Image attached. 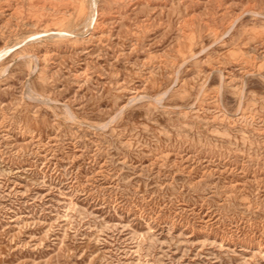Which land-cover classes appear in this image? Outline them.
Instances as JSON below:
<instances>
[{
	"label": "rangeland",
	"instance_id": "rangeland-1",
	"mask_svg": "<svg viewBox=\"0 0 264 264\" xmlns=\"http://www.w3.org/2000/svg\"><path fill=\"white\" fill-rule=\"evenodd\" d=\"M93 1L0 0V264H264V0Z\"/></svg>",
	"mask_w": 264,
	"mask_h": 264
},
{
	"label": "bare ground",
	"instance_id": "bare-ground-1",
	"mask_svg": "<svg viewBox=\"0 0 264 264\" xmlns=\"http://www.w3.org/2000/svg\"><path fill=\"white\" fill-rule=\"evenodd\" d=\"M96 1L97 0H94L93 1V3H94V6H93V9H91L92 10V12H91V15H90V17H89V22H88V25L90 26V25H92V23L95 21V4H96ZM93 3H92V5H93ZM91 4V3H90ZM84 6V5H83ZM42 8V7H41ZM53 8V7H52ZM89 8V7H88ZM91 10H89L88 9V11L90 12ZM57 11V10H56ZM248 11V10H247ZM62 12H63V10H62ZM249 12V11H248ZM253 12H255V10H253ZM258 12V11H257ZM259 13V12H258ZM70 14V13H69ZM73 14V13H72ZM96 14H97V12H96ZM262 15H263V13H261ZM260 15V14H259ZM257 16V15H256ZM264 16V15H263ZM87 19V18H86ZM52 20V19H51ZM61 20V19H60ZM262 20V19H261ZM63 21V20H62ZM82 21V20H81ZM85 21V20H84ZM87 21V20H86ZM31 22V21H30ZM65 22V21H64ZM80 26V25H79ZM79 26H77V27H79ZM237 26V25H236ZM65 27V26H64ZM81 27V26H80ZM85 27V26H84ZM86 28V27H85ZM91 28V27H90ZM231 28V27H230ZM230 28H229V30H230ZM44 29H46V28H44ZM44 29H42V30H44ZM82 29V28H81ZM81 29H79V30H81ZM87 29H88V27H87ZM217 29V28H216ZM264 29V28H263ZM62 30H64V29H62ZM73 30V29H72ZM72 30H71V32H72ZM78 30V29H77ZM84 30V29H83ZM218 30V29H217ZM45 31V30H44ZM61 31V30H60ZM74 31V30H73ZM76 31V30H75ZM85 31H88V30H86L85 29ZM189 31V30H188ZM192 31V30H191ZM33 32V31H32ZM49 32H50V30H49ZM79 32V31H78ZM80 32H82V31H80ZM79 32V33H80ZM84 32V31H83ZM82 32V33H83ZM30 33V32H29ZM35 33H37V32H35ZM34 33V34H35ZM42 33V32H41ZM45 33V32H44ZM54 33V32H53ZM76 33V32H75ZM81 33V34H82ZM47 34H49V33H47ZM57 34H58V32H57ZM60 34H61V32H60ZM63 34V33H62ZM68 34V33H67ZM66 34V35H67ZM54 35H56V33L54 34ZM65 35V36H66ZM71 35V34H70ZM92 35V34H91ZM94 35V34H93ZM222 35H224V34H222ZM26 36H28V35H26ZM33 36V35H32ZM40 36V35H39ZM44 36H45V34H44ZM46 36H48V35H46ZM64 36V35H63ZM86 36V35H85ZM24 37V36H23ZM31 36L29 35V37L28 38H30ZM26 38V37H25ZM41 38H42V36H41ZM83 38V37H82ZM87 38V37H86ZM90 38V37H89ZM34 39H35V37H34ZM222 39V38H221ZM20 40V39H19ZM78 40V39H77ZM23 42V41H22ZM30 42V41H29ZM26 43H28V42H26ZM28 45V44H27ZM24 46V45H23ZM25 47V46H24ZM23 47V48H24ZM27 47V46H26ZM252 50V49H251ZM261 52V51H260ZM1 53H3V52H1ZM28 53V52H27ZM264 54V53H263ZM28 55V54H27ZM263 56V55H262ZM25 57V56H24ZM29 57V56H28ZM31 58V57H30ZM255 59V58H254ZM1 60V59H0ZM244 63V62H243ZM9 66V65H8ZM219 71V70H218ZM252 72V71H251ZM222 73V72H221ZM259 74H260V72H259ZM261 75V74H260Z\"/></svg>",
	"mask_w": 264,
	"mask_h": 264
}]
</instances>
